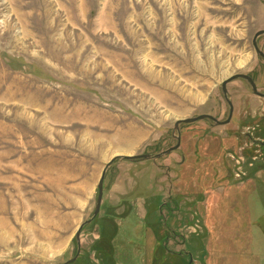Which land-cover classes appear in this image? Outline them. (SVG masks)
I'll list each match as a JSON object with an SVG mask.
<instances>
[{
    "label": "rangeland",
    "instance_id": "1",
    "mask_svg": "<svg viewBox=\"0 0 264 264\" xmlns=\"http://www.w3.org/2000/svg\"><path fill=\"white\" fill-rule=\"evenodd\" d=\"M260 31L264 0H0V264L74 259L113 158L264 94ZM227 89L111 165L72 264H264V98Z\"/></svg>",
    "mask_w": 264,
    "mask_h": 264
},
{
    "label": "water",
    "instance_id": "2",
    "mask_svg": "<svg viewBox=\"0 0 264 264\" xmlns=\"http://www.w3.org/2000/svg\"><path fill=\"white\" fill-rule=\"evenodd\" d=\"M261 36H264V31H260L258 32L255 37H254V40H253V45H254V49L257 53V55L259 57H261L262 59H264V52L259 48V45H258V39L261 37ZM245 80L247 81L251 88H252V91L255 95L261 97V98H264V94L261 93L257 87V84L256 82L254 81V79L249 76V75H245V74H237V75H234L232 76L231 78L227 79L224 83H223V92H224V96H225V99L230 107V114H229V118L227 121L225 122H222L218 119H216L215 117L211 116V115H201L197 118H191V119H183V120H179L176 125H175V131L178 132V136L177 139H178V144L177 146L171 148L170 150H168L167 152H164L162 154H159V155H156V156H152V155H138V156H128V155H122V156H116L115 158H113V160H111L107 166L105 167L102 175H101V178H100V181H99V184H98V190H99V195H98V200H97V205H96V208H95V211H94V214L92 216L91 219L87 220L86 222H84L78 229L77 231V234H76V241L78 243V253L77 255L75 256L74 259L70 260L69 262H67L66 264H72L74 262H76L81 254V234L84 230V228L91 224L98 216L99 214L101 213V208H102V203H103V199H104V183H105V179L107 177V173H108V170L109 168L111 167V165L114 163L115 159L119 158L121 160H156V159H160L162 156H166V155H170L171 153H173L174 151H177L180 147H181V134H180V126L182 124H193V123H196V122H199V121H204V120H210L212 122H214L217 126H224V125H227L229 124L231 121H232V118H233V113H234V106L232 104V102L230 101L229 97H228V89H227V85L235 80Z\"/></svg>",
    "mask_w": 264,
    "mask_h": 264
},
{
    "label": "trees",
    "instance_id": "3",
    "mask_svg": "<svg viewBox=\"0 0 264 264\" xmlns=\"http://www.w3.org/2000/svg\"><path fill=\"white\" fill-rule=\"evenodd\" d=\"M117 160H119V158L115 159L114 163H115Z\"/></svg>",
    "mask_w": 264,
    "mask_h": 264
},
{
    "label": "bare ground",
    "instance_id": "4",
    "mask_svg": "<svg viewBox=\"0 0 264 264\" xmlns=\"http://www.w3.org/2000/svg\"><path fill=\"white\" fill-rule=\"evenodd\" d=\"M135 138V137H134ZM130 156V155H129Z\"/></svg>",
    "mask_w": 264,
    "mask_h": 264
},
{
    "label": "flooded vegetation",
    "instance_id": "5",
    "mask_svg": "<svg viewBox=\"0 0 264 264\" xmlns=\"http://www.w3.org/2000/svg\"><path fill=\"white\" fill-rule=\"evenodd\" d=\"M229 118V117H228Z\"/></svg>",
    "mask_w": 264,
    "mask_h": 264
}]
</instances>
